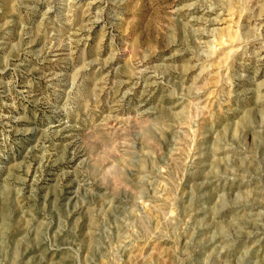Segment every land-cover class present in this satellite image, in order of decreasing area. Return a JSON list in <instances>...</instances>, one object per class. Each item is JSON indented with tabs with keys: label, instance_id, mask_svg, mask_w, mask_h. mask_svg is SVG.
I'll list each match as a JSON object with an SVG mask.
<instances>
[{
	"label": "rangeland",
	"instance_id": "1",
	"mask_svg": "<svg viewBox=\"0 0 264 264\" xmlns=\"http://www.w3.org/2000/svg\"><path fill=\"white\" fill-rule=\"evenodd\" d=\"M0 264H264V0H0Z\"/></svg>",
	"mask_w": 264,
	"mask_h": 264
}]
</instances>
